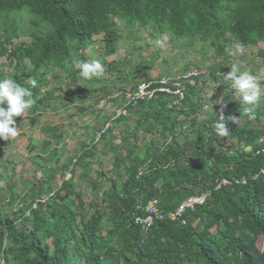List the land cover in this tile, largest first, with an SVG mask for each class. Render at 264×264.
<instances>
[{
    "label": "trees",
    "instance_id": "1",
    "mask_svg": "<svg viewBox=\"0 0 264 264\" xmlns=\"http://www.w3.org/2000/svg\"><path fill=\"white\" fill-rule=\"evenodd\" d=\"M24 10L32 15L38 31L28 44L9 48L17 35L15 19L9 24V17ZM0 20L4 24L0 56L17 62L11 77L25 87H30L29 78L37 81L32 89L36 102L23 113L30 124H36L47 105L56 109L51 94L43 91L47 75L60 69L71 83L78 81L79 69L74 61H87L86 49L98 41L105 54H115L120 26L134 32L143 29L152 37L169 33L172 39L191 45L208 43L219 54L224 68L229 59L225 49L232 42L245 48L264 44V0H0ZM258 55L264 59V49H258ZM112 69L110 66L108 71L115 74ZM5 76L0 72V78ZM102 80L106 79H97ZM89 81L93 80L85 83ZM85 83L84 91H96ZM221 90L219 107L227 112L218 117L209 113L201 123L197 121L202 98L192 87L180 108L168 107L169 100L162 96L142 101L132 110L139 121L132 131L124 132L122 144L112 143L116 137L113 128L103 130L105 124L99 127V142L113 149V167L107 177L100 173L108 182L107 189L97 179H89L94 196L88 206L94 210L87 217L82 193L74 192L72 183H65L64 195L59 192L54 198L64 202L77 197V204H70L78 211L57 206L55 199L49 202L50 214L39 204L26 218L16 213L12 216L0 206V253L7 264L11 260L18 264H264V251L257 244L259 237L264 238V101L254 108L235 106L229 87L221 86ZM232 108L237 117L251 108L249 114L255 122L230 123L228 113ZM23 115L14 117L17 128ZM182 115L186 123L179 120ZM221 117L229 130L227 137L218 135L213 126ZM122 120L129 119L120 116L111 124L125 122ZM45 129L60 142L57 129ZM139 129L145 131L143 155L138 153ZM167 132L170 142L166 137L161 139ZM12 143L11 138L0 139V151ZM82 149L75 161L87 171L84 159L96 155L98 144H84ZM57 152L51 151L56 161L60 159ZM70 163L73 159L63 169ZM81 178L87 180V172ZM225 179L230 183H222ZM44 189L49 187L30 190L31 198L23 200L26 206ZM101 189L98 202L96 194ZM202 192L208 193L206 201L187 211L182 219L155 220L148 230L135 223L133 214L145 213L137 209L138 205L145 207L155 198L168 212ZM108 210L115 228L102 235V218Z\"/></svg>",
    "mask_w": 264,
    "mask_h": 264
},
{
    "label": "rangeland",
    "instance_id": "2",
    "mask_svg": "<svg viewBox=\"0 0 264 264\" xmlns=\"http://www.w3.org/2000/svg\"><path fill=\"white\" fill-rule=\"evenodd\" d=\"M15 19L17 27V35L13 39V45L28 44L33 38V33L38 31V27L33 23V17L29 11L24 10L9 17V24L13 23ZM4 24L0 20V36L4 33ZM121 27L120 40L117 45V52L113 55L105 54V48L98 41L94 46L86 49L88 53V60L98 59L105 67V74L97 81L85 83L84 78L80 76L79 80L71 83V79L60 69L51 71L48 77V84L43 88L44 92H49L53 96L49 97L53 105L58 107L57 111H52V106L46 107L45 112L37 119L36 124L25 122L22 125V130L14 139L11 145L3 147L0 151V206L5 212L12 216L19 214V209H13L9 200L14 201L31 198L30 190L33 188L49 187L36 199L42 201L46 207L45 213L50 214L52 207L49 202L55 199L57 206L65 205L66 208L78 211L72 201L77 204V197H70L67 201H62L60 198H54L57 193L64 195L62 186L65 183L73 184V190L76 193H82V200L85 203L84 214L86 217L94 210L88 206L90 200L94 196L93 186L90 184L91 179H97L98 182L104 184V188H108V182L100 176L104 173L105 177L110 175L113 167L114 152L110 145L104 147V142H97L99 127L105 124L103 130L113 128V134L116 136L112 143L122 144V138L126 130L132 131L138 120L134 113H128L124 117H128V122L110 123V119L115 116L116 110L124 106L123 103L128 101L132 89L147 76L154 78L161 75L172 74L177 71H182L189 68H197L201 71V77L197 85V96L202 98L201 105L206 102L212 103L207 110H201L198 116V123H201L209 113L215 116H220L221 112H227V109L220 106L223 91L221 86L229 87L231 93L230 97L236 105L251 106L241 102L240 95L231 87V81L226 79V74L230 71V64L235 60L242 61L243 67L250 69L253 74L257 76L261 83V101H264V59L258 55V49H264V44L259 46H251L245 48L242 56L230 57L227 61L226 68L220 61L219 54L208 43L201 41L195 42L191 45L184 40L172 39L169 33L155 34L152 37L149 32L140 29L136 32ZM99 36H96L97 39ZM100 37L97 39L99 40ZM160 40L161 45H157L156 41ZM239 44L232 42L229 47L235 48ZM17 63V62H16ZM15 61H9L7 56H0V72H4L6 76H11L15 72ZM24 63H28L25 60ZM113 67L111 74L108 71L109 67ZM78 69V67L76 66ZM224 68V69H221ZM22 68L20 67L19 70ZM117 71V72H116ZM225 72L222 75V72ZM216 73L217 77L214 78ZM88 85L89 89L96 90L89 94L88 91L83 90V84ZM108 84V86H107ZM106 87V88H101ZM101 90V91H100ZM95 94L94 96H92ZM213 100L212 98H215ZM64 104V105H63ZM220 111V112H219ZM129 115V116H127ZM185 116H180L179 120H183ZM118 119H116L117 122ZM228 120L232 124H252L255 122L249 112L243 116L237 117L235 109L228 113ZM183 123H186L185 119ZM183 123H179L182 124ZM159 124V123H155ZM215 123L213 126L216 128ZM188 125V124H186ZM55 128L61 135V140L57 143L55 137L52 139V133L45 131V128ZM139 141L138 153L143 155L145 142L143 137L145 131L139 129L137 131ZM159 138V135H155ZM165 137L167 140H165ZM164 141H171L170 135L167 132L165 136H161ZM131 141L134 142L133 139ZM162 141V142H163ZM98 144L96 155L92 158H85L84 162L88 163V168L83 167L82 163H75L70 169H73L71 174L66 172L68 168L63 169L71 159L75 162V157L82 153L84 144L92 145ZM58 150L56 154L60 159L55 160L52 156V150ZM125 154V151H122ZM37 156H42L37 158ZM47 166V167H46ZM65 171V172H64ZM87 172L88 179L82 180L81 175ZM97 201L100 202L102 196V189L96 194ZM111 210L102 218V235H105L107 230L114 229L115 224L110 218ZM79 220V219H78ZM116 231V230H115ZM114 231V232H115ZM113 232V233H114ZM74 240H71L73 242ZM50 243V240L48 241ZM258 246L264 251V238L259 237L257 240ZM9 247L8 245L6 248ZM53 250V246H51ZM73 251H76L74 249ZM72 251V252H73ZM75 253V252H74ZM12 255L7 256L10 259ZM11 264H18L11 260Z\"/></svg>",
    "mask_w": 264,
    "mask_h": 264
},
{
    "label": "clouds",
    "instance_id": "3",
    "mask_svg": "<svg viewBox=\"0 0 264 264\" xmlns=\"http://www.w3.org/2000/svg\"><path fill=\"white\" fill-rule=\"evenodd\" d=\"M161 41L157 40L156 44L161 45ZM245 51V46L241 44H237L235 48H226L225 52L230 57H237L242 56ZM74 64L79 69V75L84 78L85 80H92L93 78L99 79L104 76L105 74V67L103 63L98 59H92L90 61H81V60H75ZM230 71L226 74V79L228 81H231V87L235 89L237 93L240 95L241 102L247 105H258L261 101V83L257 76L252 73L250 69L244 68L242 61L235 60L230 64ZM189 69H197V68H189ZM189 69H184L182 71H177L172 74L167 75H161L154 78H145L142 81H140L133 89L132 93L129 95L128 101L126 103H123L124 106L121 108H126L127 114L131 113L134 108H136L142 101L148 100V99H139L136 103L130 102V96L133 95L136 91L138 86L144 82V81H154L157 79H160L162 77L167 76H173L177 73L186 72ZM198 70V69H197ZM199 75L196 78L195 85L188 84L187 86V92L186 97L183 100V102L180 105H177L179 108L181 106L185 105L186 98L188 96V92L190 88L195 87L198 83V80L201 77V71L198 70ZM28 84L30 87H25L21 83H18L15 79H13L11 76H5L4 78H0V139L7 140L9 138H15L19 135V131L22 130V125L27 122L26 115H23V113L31 109L33 105L35 104V99L33 98V92L32 89L37 86V81L34 78H29ZM173 81L170 83V86H173ZM53 94H51V97ZM165 99H168V107L169 103L172 101L171 96L161 94ZM159 96V97H160ZM158 97V98H159ZM155 98V99H158ZM213 100H216L215 98H212ZM202 101V100H201ZM209 104V107L212 103L206 102L202 105L201 110H207L205 108V105ZM5 105L7 107H5ZM64 105V104H63ZM51 105H47V107H50ZM208 107V108H209ZM118 108L116 110V114L114 117L110 119L111 121H114L118 119L120 116L124 117V114L118 115V110L121 109ZM46 110V109H45ZM58 107L56 109L52 108V111H57ZM251 108H246L245 112H251ZM45 112V111H44ZM201 113V111H200ZM22 121L20 122V126L16 127V121L14 117L21 116ZM126 115V114H125ZM129 116V115H127ZM223 117L220 118V120L216 124V131L218 135L221 137H227L229 134V130L226 127V125L222 122ZM106 130V129H105ZM97 142L100 139V134H98ZM14 141V139H12ZM84 149H82L83 152ZM76 161L71 164L74 165ZM71 166H68V170L66 172H72L73 169H70ZM65 172V171H64ZM9 203L11 204L12 208L15 210L19 209L20 215H23L24 218L29 217L31 214V211L33 209H36L39 204H44L45 200L42 201L35 199L34 202H32L31 205L26 206L27 204L24 203L21 200L13 201L12 199L9 200ZM7 246V243L5 241L4 247ZM0 264H7L5 255L3 253H0Z\"/></svg>",
    "mask_w": 264,
    "mask_h": 264
},
{
    "label": "built area",
    "instance_id": "4",
    "mask_svg": "<svg viewBox=\"0 0 264 264\" xmlns=\"http://www.w3.org/2000/svg\"><path fill=\"white\" fill-rule=\"evenodd\" d=\"M199 75L197 69H189L186 72L177 73L173 76L162 77L154 81H144L142 82L137 91L130 96V102L136 103L139 99H155L161 94L169 95L172 101L169 103V107L174 105H180L186 97L187 86L195 85L196 78ZM173 81L174 85L170 86ZM209 104L205 105L208 108ZM126 108H121L118 110V115L126 114ZM264 172V169L262 170ZM224 184L230 183L229 180H223ZM219 187V186H218ZM208 193L202 192L198 195H192L185 200H183L174 210L168 212L163 211L158 206V200L152 199L145 207L138 205V210H144L145 213L134 214L133 218L135 223L143 226L146 230L152 227L155 220H162L169 218L171 220L182 219L184 214L189 210H194L196 205L202 204L206 201ZM185 223V221L183 220Z\"/></svg>",
    "mask_w": 264,
    "mask_h": 264
},
{
    "label": "crops",
    "instance_id": "5",
    "mask_svg": "<svg viewBox=\"0 0 264 264\" xmlns=\"http://www.w3.org/2000/svg\"><path fill=\"white\" fill-rule=\"evenodd\" d=\"M134 214H138V212H135ZM134 214H133V215H134ZM139 214H142V213H139ZM142 215H143V214H142ZM142 228H143L144 230H146L143 226H142Z\"/></svg>",
    "mask_w": 264,
    "mask_h": 264
}]
</instances>
